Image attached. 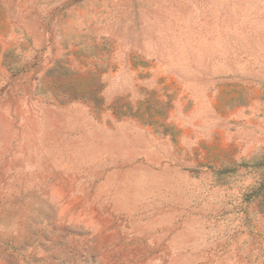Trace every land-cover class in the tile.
<instances>
[{"label":"rangeland","instance_id":"rangeland-1","mask_svg":"<svg viewBox=\"0 0 264 264\" xmlns=\"http://www.w3.org/2000/svg\"><path fill=\"white\" fill-rule=\"evenodd\" d=\"M0 264H264V0H0Z\"/></svg>","mask_w":264,"mask_h":264}]
</instances>
